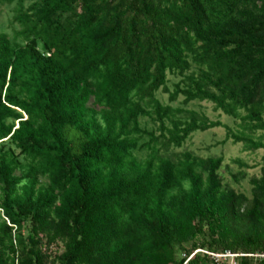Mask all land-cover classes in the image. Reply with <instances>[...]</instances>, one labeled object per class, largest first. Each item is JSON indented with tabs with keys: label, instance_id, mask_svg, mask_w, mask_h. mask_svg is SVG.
Returning a JSON list of instances; mask_svg holds the SVG:
<instances>
[{
	"label": "trees",
	"instance_id": "trees-1",
	"mask_svg": "<svg viewBox=\"0 0 264 264\" xmlns=\"http://www.w3.org/2000/svg\"><path fill=\"white\" fill-rule=\"evenodd\" d=\"M1 7L0 264H264V0ZM194 103L263 153L249 196L221 156L180 152L222 127Z\"/></svg>",
	"mask_w": 264,
	"mask_h": 264
},
{
	"label": "rangeland",
	"instance_id": "rangeland-1",
	"mask_svg": "<svg viewBox=\"0 0 264 264\" xmlns=\"http://www.w3.org/2000/svg\"><path fill=\"white\" fill-rule=\"evenodd\" d=\"M11 9L12 7L0 8V31L6 33L9 36L12 35L9 22ZM175 83L176 81L173 78L167 77V88L169 92L172 90V85ZM157 99L163 106L169 104L167 101V95L159 93L157 95ZM180 103L181 99H178V101L173 103L171 106L173 108H180ZM187 110L198 112L199 114L206 116V118L211 122L219 121L222 127L203 133L197 132L193 134L186 145H184V147L180 150V152L186 150L192 152L195 156L200 158L221 156L223 158V164L220 170V177L223 180L224 185L231 187L238 192H242L246 196H249L250 186L248 180L252 176H258L259 170L262 166L261 158L263 153H246L243 151L241 145H233L231 142L223 143L225 139L223 126L231 127L233 122L219 113H214L210 104L194 103L189 105ZM141 125L147 129H150L151 127V125H149L145 119L141 120ZM237 160H240L245 165H247L248 169L242 168V170H240V167L234 163ZM239 172H243L246 179L239 181V183H235L232 179V176ZM224 259H229V264H235L232 258H221L219 260Z\"/></svg>",
	"mask_w": 264,
	"mask_h": 264
},
{
	"label": "built area",
	"instance_id": "built-area-1",
	"mask_svg": "<svg viewBox=\"0 0 264 264\" xmlns=\"http://www.w3.org/2000/svg\"><path fill=\"white\" fill-rule=\"evenodd\" d=\"M212 259H214V260H219V259H221V258H234L235 256H233V255H230V254H225V255H223V256H218V255H212V254H208ZM253 257H255V258H260V259H264V255H254Z\"/></svg>",
	"mask_w": 264,
	"mask_h": 264
}]
</instances>
